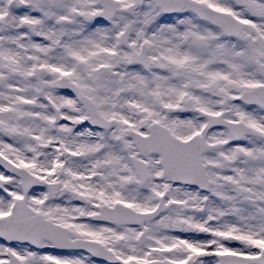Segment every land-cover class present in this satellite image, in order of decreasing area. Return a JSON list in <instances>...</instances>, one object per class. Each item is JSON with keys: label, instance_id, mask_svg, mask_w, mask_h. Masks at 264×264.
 <instances>
[{"label": "snow or ice", "instance_id": "snow-or-ice-1", "mask_svg": "<svg viewBox=\"0 0 264 264\" xmlns=\"http://www.w3.org/2000/svg\"><path fill=\"white\" fill-rule=\"evenodd\" d=\"M0 264H264V0H0Z\"/></svg>", "mask_w": 264, "mask_h": 264}]
</instances>
